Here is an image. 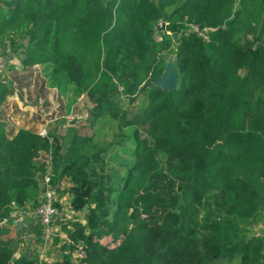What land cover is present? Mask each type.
<instances>
[{"label": "trees", "instance_id": "obj_1", "mask_svg": "<svg viewBox=\"0 0 264 264\" xmlns=\"http://www.w3.org/2000/svg\"><path fill=\"white\" fill-rule=\"evenodd\" d=\"M0 56V111L15 56L118 128L97 145L69 125L63 151L55 135L7 133L0 117V264H264V0H2ZM169 56L178 79L163 89ZM112 149L130 159L124 177ZM41 152L58 196L86 210L62 225L52 262L13 257L11 212L36 206ZM111 233L123 235L114 248L99 241Z\"/></svg>", "mask_w": 264, "mask_h": 264}, {"label": "rangeland", "instance_id": "obj_2", "mask_svg": "<svg viewBox=\"0 0 264 264\" xmlns=\"http://www.w3.org/2000/svg\"><path fill=\"white\" fill-rule=\"evenodd\" d=\"M1 2L2 0H0V4ZM159 25L160 23L158 26ZM206 34L205 32L204 35L206 36ZM68 47L71 51H75L78 48L77 44L74 42L68 43ZM8 63L13 64L14 68L4 71V75L11 79L14 90L13 94L7 98L3 109L0 111V117L3 120L4 129L7 133L10 131L15 132L18 128L26 126L36 132L45 129L46 135H52V137L55 135L58 137L57 141L64 151L69 140L68 120L72 117H81V120L75 123L74 131L81 136L92 138V142L97 145L101 143L105 144L110 141V139L114 137L113 134L115 135L118 131L116 123L106 118L100 119L98 123H95V120L92 119L90 114L93 103L85 94H81L77 98H72L69 92H60L55 86H52L47 75L49 70L45 69L42 64L23 66L15 56L11 57ZM4 65L5 57L0 56V70ZM124 131L127 133L130 132L127 129H124ZM128 149H130L129 146ZM109 151L108 156L110 157V165H114V167L118 168L114 170L115 175L124 177L125 171L118 163L123 161L128 162L130 159L121 152V149L118 151L116 157H113V154L116 153L117 150L112 149ZM45 156L44 152L39 153V155L34 158V162L45 163ZM58 185L63 189L64 187H68L69 183L67 180L63 179ZM60 196L61 204H59V215L52 220V234L48 239L50 245L55 246L54 251L58 257H61L64 249L63 246L65 245L64 238L60 237V232L64 231L62 230V225L66 222H72L75 219H81L83 222L86 213L84 209L79 211L78 216H75L74 211L68 207V192H64ZM35 207L36 206H34V208ZM55 224L59 226V230L57 231L53 230L57 227ZM261 227L264 228V222L260 227L258 226L255 231H258ZM25 230L26 232L31 231L28 228ZM41 230L42 227L39 230L40 236H38L36 232V238H34L35 243L40 245L43 241L41 238ZM25 238L28 239V236ZM122 239L123 235L111 233L104 235L99 241L109 248H114ZM17 243L18 242H15L13 245L15 251H17ZM79 256L76 254L74 257Z\"/></svg>", "mask_w": 264, "mask_h": 264}, {"label": "crops", "instance_id": "obj_3", "mask_svg": "<svg viewBox=\"0 0 264 264\" xmlns=\"http://www.w3.org/2000/svg\"><path fill=\"white\" fill-rule=\"evenodd\" d=\"M27 129H30V127H24ZM68 207L69 201H68ZM74 211V210H73ZM75 216L79 215V211H74ZM11 215L13 216V229L16 232V238L14 240L15 242H18L17 251L14 250L13 257H18L22 254L29 255L30 257H37L39 261H45V262H52L55 260H58L59 257L54 251L55 246L50 245L48 242L49 238H45L43 235V232L41 230V238H42V244L35 243L34 238H36V233L32 231L31 227H34L37 222V218L35 215V208L32 207L30 204L26 205L23 209L14 208L11 212ZM76 220V219H75ZM79 220V219H78ZM80 222L81 219L79 220ZM69 223V222H67ZM57 225V224H55ZM58 225L55 229V231L59 230ZM69 227V226H68ZM26 228H28L29 232H26ZM65 231L60 232V237L64 238V242L66 241ZM28 236V239L25 238ZM49 251V252H48ZM77 253V249L73 252L72 257H74Z\"/></svg>", "mask_w": 264, "mask_h": 264}, {"label": "built area", "instance_id": "obj_4", "mask_svg": "<svg viewBox=\"0 0 264 264\" xmlns=\"http://www.w3.org/2000/svg\"><path fill=\"white\" fill-rule=\"evenodd\" d=\"M191 29L197 30L195 26H191ZM40 136H46L45 129H41L37 132ZM45 169L43 173L38 176V182L40 186L39 197L35 207V215L38 224L42 227L43 235L45 238H49L52 234L51 223L59 215V204H61V196H58L56 191L57 185L52 183V166L51 156L46 154ZM61 209V208H60ZM83 253L82 248H77L78 255Z\"/></svg>", "mask_w": 264, "mask_h": 264}, {"label": "water", "instance_id": "obj_5", "mask_svg": "<svg viewBox=\"0 0 264 264\" xmlns=\"http://www.w3.org/2000/svg\"><path fill=\"white\" fill-rule=\"evenodd\" d=\"M159 29L164 28V24L160 23ZM172 64V73H167V66L168 64ZM178 74L174 69V59L173 56H169L164 71L161 74V76L156 80V83L163 89H173L177 84ZM81 117H72L70 120H68V125H74L76 122L80 121Z\"/></svg>", "mask_w": 264, "mask_h": 264}, {"label": "bare ground", "instance_id": "obj_6", "mask_svg": "<svg viewBox=\"0 0 264 264\" xmlns=\"http://www.w3.org/2000/svg\"><path fill=\"white\" fill-rule=\"evenodd\" d=\"M167 73H172L173 71H172V64L171 63H169L168 64V66H167V71H166Z\"/></svg>", "mask_w": 264, "mask_h": 264}]
</instances>
